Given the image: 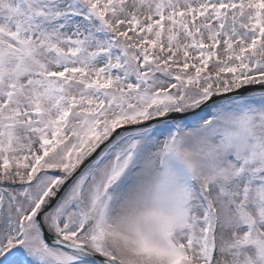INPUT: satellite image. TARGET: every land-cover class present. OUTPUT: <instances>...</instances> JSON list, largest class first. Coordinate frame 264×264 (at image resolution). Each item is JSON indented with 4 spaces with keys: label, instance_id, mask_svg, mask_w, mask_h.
<instances>
[{
    "label": "snow or ice",
    "instance_id": "snow-or-ice-1",
    "mask_svg": "<svg viewBox=\"0 0 264 264\" xmlns=\"http://www.w3.org/2000/svg\"><path fill=\"white\" fill-rule=\"evenodd\" d=\"M0 264H264V0H0Z\"/></svg>",
    "mask_w": 264,
    "mask_h": 264
}]
</instances>
